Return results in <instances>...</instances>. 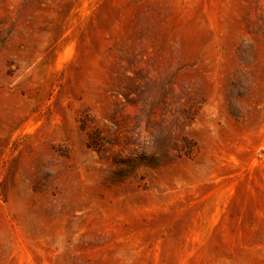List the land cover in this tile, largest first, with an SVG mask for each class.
<instances>
[{"label": "rangeland", "instance_id": "rangeland-1", "mask_svg": "<svg viewBox=\"0 0 264 264\" xmlns=\"http://www.w3.org/2000/svg\"><path fill=\"white\" fill-rule=\"evenodd\" d=\"M0 264H264V0H0Z\"/></svg>", "mask_w": 264, "mask_h": 264}]
</instances>
